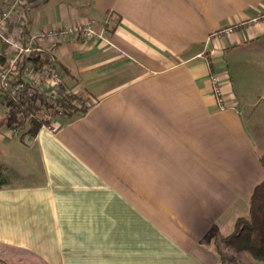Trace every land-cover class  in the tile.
I'll use <instances>...</instances> for the list:
<instances>
[{
  "label": "crops",
  "instance_id": "1",
  "mask_svg": "<svg viewBox=\"0 0 264 264\" xmlns=\"http://www.w3.org/2000/svg\"><path fill=\"white\" fill-rule=\"evenodd\" d=\"M0 5L6 32L49 49L89 105L31 135L12 133L0 99V246L42 264H221L215 232H232L264 177V0ZM90 21L103 40L33 38ZM212 72L231 107L217 108Z\"/></svg>",
  "mask_w": 264,
  "mask_h": 264
},
{
  "label": "trees",
  "instance_id": "2",
  "mask_svg": "<svg viewBox=\"0 0 264 264\" xmlns=\"http://www.w3.org/2000/svg\"><path fill=\"white\" fill-rule=\"evenodd\" d=\"M13 55H6L0 48V70H6ZM38 57H21L15 60L14 68L8 72L12 82L21 77L23 64L37 60ZM23 95L11 96L9 93L0 95V99L7 107V120L10 125L18 126L26 124L27 133L34 135L44 124L51 123L55 118L65 116L68 119L82 115L89 105L82 101L80 96L67 91L62 85L59 86V96L50 99L42 94L31 99H23ZM59 112L61 113L59 115ZM21 128V129H22ZM260 166L264 172V153L258 157ZM4 180L0 174V187ZM215 251L220 258L221 264H229L234 261L221 250L219 243L232 247L234 251L246 252L252 260L264 263V177L254 186L248 199V213L246 216L237 217L230 234L223 236L215 232ZM226 260V261H225ZM0 264H9L0 258Z\"/></svg>",
  "mask_w": 264,
  "mask_h": 264
},
{
  "label": "built area",
  "instance_id": "3",
  "mask_svg": "<svg viewBox=\"0 0 264 264\" xmlns=\"http://www.w3.org/2000/svg\"><path fill=\"white\" fill-rule=\"evenodd\" d=\"M37 2H42L43 0H36ZM12 11L11 5L1 6L0 5V41L9 45L14 53L13 58L9 62V67L6 70H0V95L9 93L11 96L23 95V99H31L37 94H42L43 97L53 99L59 96V86L61 84V78L58 74L54 56L49 49L45 48H30L29 46H23L20 40V35L23 32L20 26L18 30V35L11 36L6 32L5 22L9 19ZM22 24V20L19 16L17 18ZM255 20H264V12L259 14ZM105 23H108L107 21ZM94 21H90L87 24L67 27L61 31H46L42 34H37L33 38L40 42L54 43L60 40L61 37L68 35L73 32H80L85 38H99L104 39L101 31H96L93 28ZM21 57L34 58L38 57L37 60L28 61L23 64L21 70V77L12 82L8 72L12 71L14 68V63L16 59ZM36 61V63H35ZM222 76L218 73H210L209 84L211 93L215 99V103L218 109L223 110L231 107L232 104L229 100L228 95L224 92ZM61 113L59 112V115ZM44 127L49 132H54L57 129V122H51L49 124H44ZM22 126H14L11 128L12 133L17 130H21Z\"/></svg>",
  "mask_w": 264,
  "mask_h": 264
},
{
  "label": "rangeland",
  "instance_id": "4",
  "mask_svg": "<svg viewBox=\"0 0 264 264\" xmlns=\"http://www.w3.org/2000/svg\"><path fill=\"white\" fill-rule=\"evenodd\" d=\"M55 123V122H54ZM22 126V125H21ZM26 124L23 125V130L26 128ZM221 250L224 251L229 258H238L241 263L244 264L247 260H250L249 255L246 252H237L229 245H221ZM0 258L9 264H42L37 258L31 254L22 252L15 248H7L0 246Z\"/></svg>",
  "mask_w": 264,
  "mask_h": 264
}]
</instances>
